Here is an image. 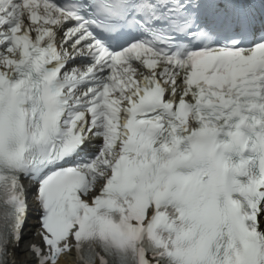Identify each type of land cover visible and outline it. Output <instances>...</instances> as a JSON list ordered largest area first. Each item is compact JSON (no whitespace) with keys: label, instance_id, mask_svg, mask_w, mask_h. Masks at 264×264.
I'll return each mask as SVG.
<instances>
[{"label":"snow or ice","instance_id":"1","mask_svg":"<svg viewBox=\"0 0 264 264\" xmlns=\"http://www.w3.org/2000/svg\"><path fill=\"white\" fill-rule=\"evenodd\" d=\"M0 264H264V0H0Z\"/></svg>","mask_w":264,"mask_h":264}]
</instances>
